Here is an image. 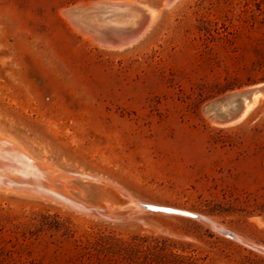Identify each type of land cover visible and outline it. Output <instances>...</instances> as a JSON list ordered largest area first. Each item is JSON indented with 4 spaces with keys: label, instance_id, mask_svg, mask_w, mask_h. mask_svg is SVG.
<instances>
[{
    "label": "rangeland",
    "instance_id": "obj_1",
    "mask_svg": "<svg viewBox=\"0 0 264 264\" xmlns=\"http://www.w3.org/2000/svg\"><path fill=\"white\" fill-rule=\"evenodd\" d=\"M99 1L0 0V135L68 194L0 188V264H71L98 233L141 264H264V98L232 125L202 112L264 81V0H134L151 17L113 49L62 14Z\"/></svg>",
    "mask_w": 264,
    "mask_h": 264
},
{
    "label": "bare ground",
    "instance_id": "obj_2",
    "mask_svg": "<svg viewBox=\"0 0 264 264\" xmlns=\"http://www.w3.org/2000/svg\"><path fill=\"white\" fill-rule=\"evenodd\" d=\"M80 4L81 3H79L78 6L71 7L69 9H66L65 7V10L63 9L64 11L62 12V14L68 19V21L75 29H77L83 35H86L92 42L104 48L113 49L125 46L126 44H130V42L136 40L139 37V35L144 30V26L146 25L147 20L149 19V17H151V9H149L150 11H148L147 8H142L140 5L135 4L134 0H129V3L127 4L116 2L110 3L109 1L106 2V0L105 2L99 1L91 2L85 5ZM127 12H135L139 14V16H141V20L137 21V27L134 28L133 26L125 28L124 26L121 27L114 24L118 20L123 19L126 16ZM123 24L125 25V23ZM129 25L130 24H128V26ZM263 98L264 95L254 94L248 100H244L242 102L241 115L236 120L225 124L232 125L242 122L248 117L253 109L256 108V106ZM219 124L224 125V122ZM16 143L14 140L5 138L0 135V188H25L29 190L36 189L38 191H41L43 194L54 195L60 198H68L67 193L55 191L54 189H51L46 185L44 179H47L46 177H48V172L50 171L46 172L39 163H36L38 161L35 162L34 160H32L28 155L20 150ZM30 178L33 180L32 182L29 181ZM152 206H162L165 208L170 207L158 205L155 203ZM172 208L174 207H170V209ZM176 210L179 209L176 208ZM179 211H182V209Z\"/></svg>",
    "mask_w": 264,
    "mask_h": 264
},
{
    "label": "trees",
    "instance_id": "obj_3",
    "mask_svg": "<svg viewBox=\"0 0 264 264\" xmlns=\"http://www.w3.org/2000/svg\"><path fill=\"white\" fill-rule=\"evenodd\" d=\"M264 79V76L262 77ZM143 247L105 233L86 238L78 245V256L71 264H141L138 261ZM175 264H183V258Z\"/></svg>",
    "mask_w": 264,
    "mask_h": 264
},
{
    "label": "water",
    "instance_id": "obj_4",
    "mask_svg": "<svg viewBox=\"0 0 264 264\" xmlns=\"http://www.w3.org/2000/svg\"><path fill=\"white\" fill-rule=\"evenodd\" d=\"M238 91V92H237ZM230 91L221 95L220 97L214 98L202 107V112L210 118V120L216 124L224 122H232L236 120L242 112V102L248 100L254 94L264 95V81L250 85L244 89ZM223 125V124H219ZM150 211L154 212H165L171 214H180L185 216L196 217L191 213L185 211H179L170 208L156 207V206H144ZM173 210V211H169ZM176 211V212H175Z\"/></svg>",
    "mask_w": 264,
    "mask_h": 264
}]
</instances>
